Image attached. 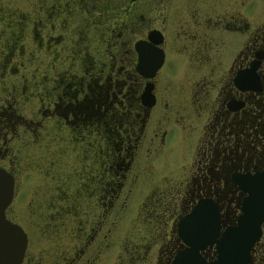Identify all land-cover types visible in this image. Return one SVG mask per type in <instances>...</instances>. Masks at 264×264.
Instances as JSON below:
<instances>
[{"label":"flooded vegetation","instance_id":"1","mask_svg":"<svg viewBox=\"0 0 264 264\" xmlns=\"http://www.w3.org/2000/svg\"><path fill=\"white\" fill-rule=\"evenodd\" d=\"M33 3L40 30L56 33L38 32L32 76L16 97L0 100V167L13 177L3 212L26 236L18 264H172L176 255L178 264L214 261L218 234L235 223L248 194L236 177L264 173V0ZM76 15L79 29L69 23ZM25 134H49L41 146L50 154L42 177L50 186L20 222L7 153L27 142ZM169 138L186 152L177 180L165 185L158 176L134 208L142 222L129 223L133 239L112 248L130 191L121 194L122 178L130 169L136 179L137 163ZM200 202L210 225L193 224ZM28 224L47 240L50 257L29 249ZM249 254L246 264H264V220Z\"/></svg>","mask_w":264,"mask_h":264},{"label":"rangeland","instance_id":"2","mask_svg":"<svg viewBox=\"0 0 264 264\" xmlns=\"http://www.w3.org/2000/svg\"><path fill=\"white\" fill-rule=\"evenodd\" d=\"M1 7L7 9L8 11H15V18L18 19L20 17L19 20H22L24 24L23 30H21L18 35L16 33L11 34L7 29L2 30L3 33L0 34V100L1 96L6 95L16 97L19 94V84L21 81L23 79H28L29 76H32V74H30L33 67L32 55L36 54L38 49V32L44 33V37L49 31L52 34L56 33L55 30H40L39 23L35 22V19L38 17V8L34 6L33 0H0V12L3 10ZM50 16L51 11L47 13L44 12V21L47 25ZM1 18L2 17L0 16V22L3 21ZM69 23L73 28L79 29V16L76 15L73 18L71 16V18H69ZM1 27H3V25L0 23V28ZM8 36L11 37L13 43H16V39H19L18 45L7 44L6 40H8ZM19 49L20 51H18ZM42 64L44 63L42 62ZM38 68L40 69V72L43 73V65ZM38 75L39 74L35 70V76L37 77ZM10 80L14 82V85L10 83ZM1 91H5L7 94L5 92H3V94ZM10 96L9 100L11 98ZM19 98L22 100L21 97ZM36 105V103L33 104V107H36ZM41 136H28V134H25L24 140L27 142H24L23 145H21L23 147L18 144L21 141H18L15 148L10 149L7 153V157L11 159L9 161V166L16 179L12 201V209L14 211L13 217L15 220L20 222L25 220L24 214L28 213L27 209L31 207L33 199L39 198L38 193L41 192V190L46 191V194L49 193L50 185L47 182L48 179H44L42 177L44 175H49L47 161L50 158V154L47 146H41L42 144L45 145L48 143L49 134H43ZM169 141L166 145H164L162 150H157V153H155V150L151 151L148 159L141 156L147 160L139 158V160L143 159L144 162L137 163L139 166H142V168H139V172L136 173V179L133 177L130 169L126 171L125 177L122 178L123 186L121 194L123 195L125 193V189L127 187L130 188V191H128L125 195L123 205L124 213H122L121 217H119V222L117 223V227H115L116 231L113 232L114 237L112 241H116V243L113 244L112 248L115 247L118 249L119 243L122 244L128 237L133 239L134 232H128L129 223H137L138 228H140L142 222L141 212H136L134 208L136 207V203H140V199L149 190L150 185L155 184V181H160L158 176H166L163 179L165 181V185L173 183L174 180H177L176 176L178 175L179 169L177 166L178 161L186 154V152L184 151L183 154L182 149H178L176 148L178 146L171 144L174 143L173 140L169 138ZM17 145L20 146L19 150H16ZM39 162L40 167H38ZM154 165L157 167L156 170H154ZM151 170L153 171L152 173ZM26 194L28 199L24 204H20V201L24 200ZM46 196H41L44 198V203H47L48 201V197ZM29 197L31 198L29 199ZM142 203L137 205V207L139 206V210L143 206ZM131 216H135L136 218L133 219ZM108 222L109 219L106 218V226ZM28 225V232L30 236L29 249H32L33 251L34 249H43L39 254H42L45 257H50L51 249H49L46 244L47 240L37 238L33 225ZM131 230L134 231V226L131 227ZM136 234H139V230H137ZM112 241L110 243H112ZM112 248L110 249L113 250ZM106 255H108V253H106Z\"/></svg>","mask_w":264,"mask_h":264},{"label":"water","instance_id":"3","mask_svg":"<svg viewBox=\"0 0 264 264\" xmlns=\"http://www.w3.org/2000/svg\"><path fill=\"white\" fill-rule=\"evenodd\" d=\"M249 88H255L254 83H250ZM147 91L148 87H145L144 96L147 95ZM236 179L238 186L248 193L242 201L241 213L236 216L234 224L226 226L218 234L216 259L211 263L196 264H246L249 261V250L258 239L260 224L264 220V173L238 175ZM12 191L13 177L0 167V264H18L26 245V236L22 228L4 216L3 211L11 199ZM204 206L200 202L193 208L190 216L193 217V224L210 225L209 212ZM197 216L201 219L197 220ZM203 232L204 230H201V233ZM172 264H178L177 255Z\"/></svg>","mask_w":264,"mask_h":264},{"label":"trees","instance_id":"4","mask_svg":"<svg viewBox=\"0 0 264 264\" xmlns=\"http://www.w3.org/2000/svg\"><path fill=\"white\" fill-rule=\"evenodd\" d=\"M1 8H3V7H1ZM0 16L2 17L1 19L3 20L0 22L3 25V27L0 28V34L3 33L2 30H5V29L10 31L11 34L16 33L17 35H18V33L21 32V30H23V24L24 23L22 20H19L20 17L18 19L15 18V16H16L15 11H12V10L8 11L7 9L3 8V10L0 12ZM6 42L12 43L10 36H8V40H6ZM16 43L18 44L17 41H16Z\"/></svg>","mask_w":264,"mask_h":264}]
</instances>
